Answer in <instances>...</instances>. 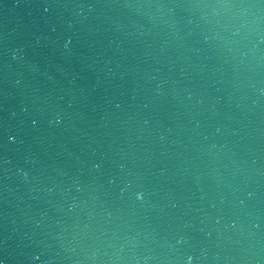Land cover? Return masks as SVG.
<instances>
[{"label": "water", "instance_id": "obj_1", "mask_svg": "<svg viewBox=\"0 0 264 264\" xmlns=\"http://www.w3.org/2000/svg\"><path fill=\"white\" fill-rule=\"evenodd\" d=\"M0 264H264V0H0Z\"/></svg>", "mask_w": 264, "mask_h": 264}]
</instances>
